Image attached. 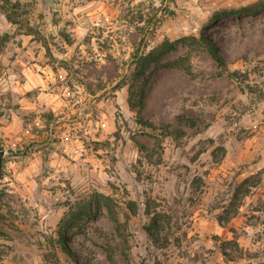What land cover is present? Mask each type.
Returning a JSON list of instances; mask_svg holds the SVG:
<instances>
[{
  "label": "rangeland",
  "instance_id": "obj_1",
  "mask_svg": "<svg viewBox=\"0 0 264 264\" xmlns=\"http://www.w3.org/2000/svg\"><path fill=\"white\" fill-rule=\"evenodd\" d=\"M260 1L0 0V264L264 263Z\"/></svg>",
  "mask_w": 264,
  "mask_h": 264
},
{
  "label": "trees",
  "instance_id": "obj_2",
  "mask_svg": "<svg viewBox=\"0 0 264 264\" xmlns=\"http://www.w3.org/2000/svg\"><path fill=\"white\" fill-rule=\"evenodd\" d=\"M261 9H264V0L260 1L259 3L253 5V6H249L246 8H241L239 10L236 11H231V12H217L213 15L212 18V22H216L220 17L224 16V15H228L230 13H235V14H242V13H257L258 11H260ZM201 43L204 46L205 50L208 52V54L212 57V59L216 62V64L223 69L224 72L228 73L229 77L231 78H236V74L230 73L229 68H228V64L226 62V60L224 59V57L222 56L219 48L216 46V44L211 41L209 38L207 37H203L201 38ZM161 57L160 54H157V52L155 50H152L148 53H142L140 56V59H138V62L136 63V68L135 71L132 73V77L134 78H140L143 77L146 72L147 69L149 67L150 64L155 63L159 58ZM137 58V57H136ZM123 85L125 84H119V86L117 87V89H120L123 87ZM254 93V92H252ZM263 97V95H262ZM248 183V180H246L244 182V184ZM261 184V181L258 183ZM247 194L249 193L248 191L246 192ZM247 194L245 196H247ZM109 201V200H108ZM109 211L112 215L113 220L119 225L122 226L121 222L119 221V218L117 217V210L113 209L110 202L107 203ZM259 211V210H258ZM263 215H264V207H263ZM263 226H264V221L262 222ZM64 233L60 232V237L62 239V246L64 247V250H66L67 252L70 253V256H72L73 254L69 251L68 247L66 246L64 240H65V236L68 235V233H70V227H67L64 229ZM263 242H264V238H262ZM263 250H261L263 256L261 257L262 262L264 261V243L262 244ZM109 253H111V250L108 249ZM227 255V254H225ZM264 264V263H262Z\"/></svg>",
  "mask_w": 264,
  "mask_h": 264
},
{
  "label": "water",
  "instance_id": "obj_3",
  "mask_svg": "<svg viewBox=\"0 0 264 264\" xmlns=\"http://www.w3.org/2000/svg\"><path fill=\"white\" fill-rule=\"evenodd\" d=\"M4 156H5V151L0 146V173L2 172L3 169Z\"/></svg>",
  "mask_w": 264,
  "mask_h": 264
}]
</instances>
